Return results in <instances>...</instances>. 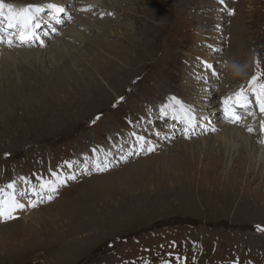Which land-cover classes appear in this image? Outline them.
I'll return each mask as SVG.
<instances>
[{
    "label": "rangeland",
    "instance_id": "1",
    "mask_svg": "<svg viewBox=\"0 0 264 264\" xmlns=\"http://www.w3.org/2000/svg\"><path fill=\"white\" fill-rule=\"evenodd\" d=\"M5 2L18 8L49 3L63 7L60 0ZM92 2L96 10L114 17L92 22L91 28L90 20L81 24V18L61 38L77 39L81 45L68 42L63 57L36 66L32 62L26 70V65L0 61V187L14 180L18 186V176L34 183L32 176L42 174L38 171L47 163L54 167L85 151L87 143L102 142L106 134L119 130L127 140L132 133L137 136L135 131L146 133L142 136L155 152L169 145H156L155 137L148 135L155 130L143 131L146 117L142 122L138 117L143 111H152L147 115L153 117L165 104L171 117H179L169 98L184 104L198 100L200 60L217 54L207 50L224 28L217 16L220 7L228 22L220 38L228 50L222 60H215L226 63L221 90L231 92L256 71L264 72V0ZM81 12L83 16L86 11ZM46 42L47 48L59 43ZM31 51L35 49H26L29 56ZM64 56L70 58L69 66ZM83 74L87 79H81ZM202 108L200 124L208 117ZM98 114L90 130L88 122ZM146 121L152 124L148 117ZM220 121L214 118L207 134L172 141L158 155L127 160L95 179H77L39 209L42 202L30 207L35 209L27 216L37 215L27 221L0 225V264H176L177 257L181 264H264V232L257 231L264 227V164L248 169L242 157L226 158L219 147L203 150L202 141L230 130L227 126L237 128L226 123L218 128ZM122 149L117 161L110 156L111 146L103 150L102 156L113 161L108 169L143 152L137 143ZM72 212L76 216H70ZM87 219L91 226L74 230L76 221Z\"/></svg>",
    "mask_w": 264,
    "mask_h": 264
},
{
    "label": "snow or ice",
    "instance_id": "2",
    "mask_svg": "<svg viewBox=\"0 0 264 264\" xmlns=\"http://www.w3.org/2000/svg\"><path fill=\"white\" fill-rule=\"evenodd\" d=\"M223 3V0H221ZM87 11L88 9H82ZM48 14L50 20L48 23L54 22L59 25L64 21L62 19L65 9L57 4L49 3L46 6L43 5H26L23 7H15L11 3H6L5 0H0V44H6L8 47L13 46H27L30 45L34 40H40L39 29L42 27L44 21L43 17ZM228 15H233L231 10L228 11ZM71 17L69 16L68 19ZM55 31V29H53ZM6 33V38H5ZM41 46L43 44L41 43ZM204 66L205 72L210 73L212 77H216L217 73L214 70L212 64L207 62H201ZM257 67H259V61L257 60ZM264 72L256 71L254 75L247 81L246 86H241L237 91L221 100L223 106V113L228 122L238 123L242 116L237 109H242L248 115H255L251 111L253 107V99L255 101V108L258 110L260 120V134L264 135ZM123 100V97L120 98ZM170 103L178 107L180 116H173L174 120L183 123L185 130L188 128H195L199 122V118L196 116L195 111L190 107L183 104L176 97L169 98ZM119 102V101H118ZM115 106V105H114ZM169 107L168 104L161 106L160 111L166 115V109ZM100 119L98 115L92 121L93 124ZM204 127L203 124L200 125ZM212 131H215L213 128ZM249 133H253L254 129L252 126L247 127ZM136 143L141 151L147 152L154 151V148L142 135L135 137ZM264 143V141H261ZM95 152V150H93ZM131 154V153H129ZM7 155V154H6ZM69 168L73 165L71 162H65ZM109 161L105 157V162L101 163L98 159L93 161L94 168L97 171H106L109 167ZM51 179H45L43 176H37L38 188L26 187L18 188L16 181L9 182L6 186L0 187V222L12 220L17 218L16 213L22 211L25 207H35L38 203L43 202L45 195L50 201L53 196L52 193H56L58 188L66 186L68 180H75V175H68L63 179L60 178L58 172L49 173ZM19 180L25 185L30 186L31 182L26 177H19ZM35 197L36 199H32ZM28 200V204L25 205L22 201ZM257 231L264 232V227H257ZM165 264H171L170 261H166ZM176 264H181V258H176ZM233 264H238L234 261Z\"/></svg>",
    "mask_w": 264,
    "mask_h": 264
},
{
    "label": "bare ground",
    "instance_id": "3",
    "mask_svg": "<svg viewBox=\"0 0 264 264\" xmlns=\"http://www.w3.org/2000/svg\"><path fill=\"white\" fill-rule=\"evenodd\" d=\"M19 4H24V3H19ZM14 5L16 6L17 4H14ZM83 8L86 9V7H83ZM80 23L84 24L85 23V19L83 21H81ZM57 42H59L58 46H56V44L55 45L54 44H50V46L45 51L43 50V52L46 53L45 56H43V55L40 56V52L41 51H39V50H35V52L31 51V53H34V54L29 56L27 54L26 50H23V51L20 50L18 52H15L13 50L6 49V51L4 53H0V61L1 60L2 61L3 60H6V61L9 60V61H12L14 63V65H16V64L26 65L25 66V70H26V69L29 68L28 65L32 64V62L36 66L37 63L42 64L44 62V60H46V59L53 61L56 58H59L61 56L63 57V55L65 54V51H66V46L69 45V43L65 42V40H62V39L59 40V41L56 40L55 43H57ZM104 52H105L104 50H101V55H99V54H97V55L102 57L104 55ZM66 57L63 58V61L65 60L64 62H66L68 64L69 61H70V58L68 59ZM92 58H93V56H92ZM93 62L95 63L96 59H93ZM68 66H69V64H68ZM83 77L86 78V75L83 74L81 79H83ZM87 77H89V76H87ZM67 82H69V81H67ZM69 83L70 84H68V85L72 86L71 83H73V81L71 80ZM219 123L220 124L218 125V128H221V127L225 126V125L222 126L221 124L222 123H226V122L221 120ZM249 123L250 122H248L247 125L244 128H242V127L234 128L233 126H231V127L227 126L228 128H230V130H224V131L220 132L219 134H216L215 137L211 138L210 140L202 141L203 150L206 149L209 145L213 146V147H215V146L219 147L220 154H225L226 158L229 157L231 159V158H233L232 156L242 157V160H244V165L248 166L249 167L248 169H250L251 167H255L256 165L259 166L261 164H264V149H262V147H261L262 145H260L259 143H256L255 133L254 132L253 133H249L247 131V127L249 126ZM226 124H228V123H226ZM229 125H232V124H229ZM251 126L253 127V129H255L254 125H251ZM251 135H252V137H251ZM212 141H214V142H212ZM208 142H212V143L210 144ZM213 147H211V148H213ZM230 162H232V160H230ZM37 185H38V182H37ZM26 187L27 186H25L22 182L19 183L18 188H26ZM52 196H54V195H52ZM32 199L34 200L36 198L32 197ZM47 200L45 199L43 202H45ZM25 204L26 205L28 204V200L27 199L25 201ZM88 207H90V206L88 205V206H85V207H82V208L88 209ZM28 208H30V207H26V209H28ZM87 212H88V210H87ZM23 213H26V214L22 215ZM49 213H52V212H49ZM17 214L22 216V221H27L32 216L37 215L35 213V214H32L31 217L30 216L28 217L27 216V211L25 209H24V211L22 213L17 212ZM73 215L76 216V213L72 212L70 214V216H73ZM89 218H91V216ZM88 224L91 226L92 222L90 220H88V223L85 220H78V221H76L74 223V228H75L74 230H77V227H79V226H81L83 228L87 227V226H89ZM6 231H8V230L6 229L5 231H2V232H6ZM7 234H9V233H7ZM4 235H6V234H4Z\"/></svg>",
    "mask_w": 264,
    "mask_h": 264
}]
</instances>
